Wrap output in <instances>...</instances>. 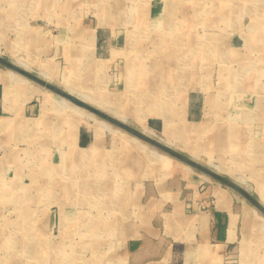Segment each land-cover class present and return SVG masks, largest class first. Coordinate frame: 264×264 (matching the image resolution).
<instances>
[{
    "label": "rangeland",
    "instance_id": "obj_1",
    "mask_svg": "<svg viewBox=\"0 0 264 264\" xmlns=\"http://www.w3.org/2000/svg\"><path fill=\"white\" fill-rule=\"evenodd\" d=\"M13 1L20 20L8 24L3 11L0 21V58L12 66L0 61V67L16 70L22 58L33 67L29 74L45 68L57 90L78 97L65 89L73 85L102 99L127 120L90 103L109 116L94 115L168 158L123 141L120 132H107L101 148L108 129L75 110L42 108L38 88L30 86V97L22 99L30 83L14 82V97L6 102L21 108L0 119V264H131L124 245L148 225L174 239V264H264V174L257 168L264 160V0ZM8 3L0 0V7L12 8ZM25 23L40 27L34 43L22 37ZM93 46L112 49L84 58ZM38 77L29 78L51 90ZM236 100L241 105L232 108ZM28 103L35 113L24 114ZM156 114L160 119H150ZM55 121L62 129L53 127ZM72 122L77 125L69 130ZM78 124L92 126L93 145L92 139L89 147H69L70 140L77 144ZM143 126L156 133L148 135ZM186 164L195 184L176 183L184 193L173 192L175 200L164 202L158 191L180 180ZM215 181L237 191L240 210L249 205L259 212L245 209L241 232L222 253L214 246L203 254L196 243L194 253H184L197 213L215 208V197L207 194ZM152 195L157 211L150 207ZM164 212L171 213L165 218ZM176 225L179 238L168 231Z\"/></svg>",
    "mask_w": 264,
    "mask_h": 264
},
{
    "label": "crops",
    "instance_id": "obj_2",
    "mask_svg": "<svg viewBox=\"0 0 264 264\" xmlns=\"http://www.w3.org/2000/svg\"><path fill=\"white\" fill-rule=\"evenodd\" d=\"M6 1L10 2L8 4H11L10 6L12 8L7 7V9H6L4 7H0V21H2V19H3L1 17H4L1 15V14H3L1 12L6 11L5 12L6 14L5 13L4 14L6 16L5 18L7 19L8 24L16 23L15 20L19 18L18 16H20V14H18L15 11V7H14L16 5L15 1H13V0H6ZM160 10H161V8L158 11H160ZM157 13H158L157 15L161 14V12H157ZM165 18L173 19L169 15H166ZM18 20H20V18ZM21 21H22V19H21ZM23 23H22V25H23ZM252 28H253L254 32H256V30H258V29H255L254 26ZM21 34H22V37H24V39L27 38V39H29V42H33V43L37 39H39L42 35V33L40 32V27L36 26L32 23H27V25L25 23L24 31H22ZM93 48H94V51L92 48H89L88 50H86L87 52L85 51V53H84L85 55H83L84 58H86V59H88L89 57L91 59L93 57L98 58V56H97L98 55V49L101 48L102 52L104 51L103 53L105 54V52L106 53L110 52V50L112 49V46H93ZM233 51H234V49H233ZM235 51H237V49H235ZM78 57L79 56H76V57H74V55L72 56L73 59L78 58ZM0 61L5 62L7 60H3V58H0ZM28 64H30V66H31V63H29V61H28ZM119 64H120V66L125 65V63H122V62H119ZM20 66H21V68H24L27 72L33 70V67L32 68H25L22 65H20ZM6 70L7 69H3L0 67V77L2 74L6 73ZM42 70H44L46 73H49L45 68H42ZM15 71H17V70H15ZM36 71H38V70H36ZM32 75H34V74H32ZM24 76H26L28 78L30 77L27 75H24ZM35 76H37V75H35ZM38 76H40V75H38ZM49 76H50V80L46 79L45 81L50 83L53 78H52V75L50 73H49ZM41 78H44V77H41ZM233 80L234 79L232 77L230 79V81H233ZM14 82H16V81L10 80L8 78H3V79L0 78V119H3V118H1V115H3V113L4 114H7V113L8 114L9 113L14 114L17 112V110H19L21 108V106H14L13 105V102H12L13 99H11V107H9V104L8 105L6 104L7 103L6 101L8 98L14 97V90H15L13 87ZM4 85L7 87V89L4 88ZM30 86L32 87V85H30V84H25L23 87L20 86L24 90V92H21V95H19L20 98L23 99L25 97H30V96H27L28 95L27 93L29 92ZM65 89H66V87H65ZM12 91H13V93H12ZM31 91H33V90L31 89ZM52 92L56 93L55 91H52ZM57 94L58 93L50 95V94H46L45 92L42 93V108L44 106H46V104L47 105L50 104V106L53 105L52 109H55V110L61 109L62 105L60 104V101L58 99L59 94L58 95ZM6 97H7V99H5ZM21 101L23 102V100H21ZM240 102H241V100L239 102L237 100L234 101V104L231 105L232 108H235L236 106L241 105ZM22 109L18 113H22V111H23ZM35 110H36V105L35 104L31 105L28 103L24 109V114H29V115L33 114V112ZM157 111H160V110H157ZM42 113H44V112H42ZM186 114H189V111L186 110ZM150 119H160V116H157V114H156L153 117H151ZM122 122L124 123L126 121H122ZM73 125L76 126L77 122H72L69 130H72ZM85 125L78 124V129L75 133L76 142L78 145L75 143V140L74 141L70 140V141H68L69 147L71 144H74L75 146H78L80 148H82V146L89 147L87 145H89L92 142V139H93L92 145L94 144L95 136H93L94 133H93L92 126L90 128L89 126H85ZM148 125L151 126L150 124H148ZM157 126H158L157 124L153 123L151 127L155 129ZM53 127H55L56 129H59V128L62 129L57 124V121H55V124ZM47 128H48L47 126L44 127V129H47ZM216 130H219V132H222V129H216ZM107 132L111 133L108 130L106 132H104L101 148L106 147L105 144L107 143V139H106ZM120 142L122 143V141H119V140L117 141V143H120ZM181 168L183 171L182 172L183 176L180 177V180H169V182L166 184V186L164 183V185L161 187V189H162L161 191H158L159 189L157 190L159 195L161 196L162 200H164V202L175 200L174 193L176 194V196L177 195L181 196L182 192L184 193V190L181 189L180 185L178 186L176 183L182 184L183 181H186L188 184H192V183L195 184V178L196 177L192 173L193 171L189 170L190 168H187L185 165L184 166L182 165ZM223 173H225V172H223ZM212 175L215 177H218L220 179H224L221 176L219 177V175L216 174L215 172H213ZM226 175L228 178L236 180L229 173H226ZM201 177H202V179L207 180V181L212 180V178L210 176H209L210 178H205L203 175H201ZM224 180L229 182L227 180V178H225ZM210 189H211L210 191H209V189L207 190V194H210V195L215 197V201H214L215 208L213 210L210 209L208 211H203L200 214L197 213V216L195 217L196 221H194L195 227L189 225L190 229H191V227L195 228L193 231V234L197 235V239L196 240L194 238L192 239V237L194 235L190 234L188 236V242L183 241V243L186 244L185 245L186 250L184 251V253H186V252L188 254L194 253L196 249L194 248L193 245H195V243L198 244L197 247H201V249H199V251L202 252L203 254H204V252H206L205 250H208V249L210 250L214 246H215L214 247L215 249L218 248V250H217L218 253L219 252L222 253V251L225 250V248H226V246H228V244H233L236 241V238L238 237V233L241 232V227H243L242 215L244 213H246L245 211L247 210L250 213L251 210L253 209L252 210L253 215L254 216L256 215L255 209L258 210L256 207L252 208L248 205V207L245 208L246 210L243 207L241 210L239 209V206L236 202L237 200L235 199V198H237V193H236L237 191H235V190L233 191L232 189L223 187L221 185V183L218 181H215L214 185ZM241 201L243 202L242 198H241ZM157 203H159L157 198H155V196L152 195L150 207H152V208L156 207V211L159 208V207H157ZM243 206H244V204H243ZM257 212H259V210ZM170 213L171 212H164L165 218H166V215L170 214ZM172 215H173V213H172ZM174 215H175V213H174ZM165 222H166V219H165ZM240 222H241V226H240ZM165 224H167V223H165ZM255 226H257V225H255ZM169 228H168V231L169 230L171 231L170 234L176 238H179V237H177V234H178L177 225L174 226L173 229H169ZM165 229H166V225H165ZM142 231L143 232H139L137 234L138 236H135V237L129 239L128 241H126V243L124 245L125 246V254H126L127 258L130 260L131 264H172V263L174 264L175 262H173V260H172L173 254H170L173 252V248H175L174 247V239L169 240L167 235L166 236H160L157 232V228L154 225H152V226L148 225V226H146V229L142 230ZM166 231H167V229H166ZM195 238H196V236H195ZM244 243L246 244L247 241L244 240ZM217 251L214 254L215 259L218 258V256H219ZM208 253H210V252H208ZM207 256H205V257H207ZM171 260H172V262H171Z\"/></svg>",
    "mask_w": 264,
    "mask_h": 264
},
{
    "label": "bare ground",
    "instance_id": "obj_3",
    "mask_svg": "<svg viewBox=\"0 0 264 264\" xmlns=\"http://www.w3.org/2000/svg\"><path fill=\"white\" fill-rule=\"evenodd\" d=\"M224 49V48H223ZM227 53V52H226ZM229 53V52H228ZM223 56V55H222ZM229 57V56H228ZM230 59V58H229ZM16 62H18V64H20V65H22L23 67H25V68H32V66H30V64H28V61L27 60H24V59H22V58H18V59H16L15 60ZM38 72V74L41 76V77H44L45 79H47V80H50V76H49V73H46L44 70H42V69H40V70H38L37 71ZM0 78H8V79H10V80H13V81H20V82H23V83H30L31 85H32V87H35V88H38V90H41L42 91V93H46V94H56V93H54V92H52V91H50V90H47V89H45V88H39L38 87V85H35L28 77H26V76H23V75H21L20 73H18L17 71H15V70H12V69H7L6 70V73H4V74H2L1 75V77ZM7 82V81H6ZM11 83V82H10ZM14 87V86H13ZM31 87V89H33ZM65 87H66V89L69 91V92H71V93H73V94H75V95H77V96H79V97H81V99H83V100H85L86 102H89V103H91V104H97V105H99V106H105V108L107 109V110H109L110 111V113L112 112V113H114L119 119H121V120H123V121H125V120H127L126 119V117H125V115L122 113V112H120V111H118V110H116V109H114V108H112V107H109V106H107V105H105V103L103 102V101H101L102 99H96V97L95 96H92V95H89L88 93H86L85 91H83V90H79L77 87H75V86H73V85H65ZM15 88V87H14ZM14 90V89H13ZM34 90V89H33ZM11 91V90H10ZM36 91V90H35ZM31 92V91H30ZM33 92V91H32ZM40 92V91H39ZM12 93H13V91H12ZM165 94V93H164ZM32 95V94H31ZM58 95V94H57ZM27 96H29V95H27ZM59 96V101H60V104L62 105L61 107H62V109L64 108V109H69V111H73V110H75L76 112H78L79 113V115L80 116H85V117H87V118H89V119H92L93 121H96L97 123H99V125H100V127H102V129L104 128V129H108L109 131H113V133L114 132H120L122 135V137L123 138H121L123 141H127L126 139H128V141L129 140H131V141H134V142H136V143H138L141 147H143L144 149L145 148H147L148 149V151H150V153L151 154H155L156 156H158V157H163V158H168V155L166 154V153H164V152H160L159 150H157L156 148H154V147H151V146H149L147 143H145L144 141H142L141 139H139L138 137H136V136H133V135H130V134H128L126 131H124V130H120L119 128H117V127H114L113 125H111L109 122H107L106 120H104V119H101V118H98L97 117V115H94V113H92V112H90V111H87V110H85V108L84 107H82V106H79V105H77V104H75L74 102H72V101H70L69 99H67V98H65V96H60V95H58ZM12 98V97H11ZM5 99H7V97L5 98ZM9 99V98H8ZM9 102V101H8ZM6 104H9V103H6ZM11 104V103H10ZM10 106V105H9ZM165 107V106H164ZM168 110V109H167ZM168 111H166V113H167ZM165 115V114H164ZM70 116V115H69ZM168 116V115H167ZM167 119V118H166ZM142 129H143V131L145 132V133H147L148 135H154L156 132L152 129V128H150V127H146V126H143L142 127ZM179 135V134H178ZM156 136V135H155ZM183 136H178L177 137V139L179 140H177L178 142H181V141H183ZM164 140H166V139H164ZM169 141V140H168ZM167 141V143H168V145L169 144H172V142H168ZM256 145H259V144H257V143H255ZM179 145H181V144H179ZM74 146V145H73ZM171 146V145H170ZM177 146H178V143H177ZM185 146V145H184ZM179 147V146H178ZM258 147V146H257ZM146 150V149H145ZM114 151V150H113ZM251 151V150H250ZM196 154V153H195ZM249 154V153H248ZM247 154V155H248ZM256 154V153H255ZM114 155H115V153H114ZM114 155H112V156H114ZM198 155V154H197ZM151 156V155H150ZM153 156V155H152ZM260 160V159H259ZM188 167L187 168H190L191 169V167L188 165V164H186ZM215 165V164H214ZM216 168H219V166H215ZM257 168L260 170V171H262L263 172V174H264V162L263 161H259V163H258V166H257ZM225 170V169H224ZM219 172H220V170H219ZM258 172V171H257ZM227 173V172H226ZM124 175V174H123ZM255 175H257V174H255ZM206 176V175H205ZM234 176H235V178H238L239 180H242L243 179V177L240 175V174H234ZM209 177V176H208ZM78 179V178H77ZM78 181V180H77ZM100 182V181H99ZM93 186H99V187H101V189H103V187H102V185H100V184H98V183H94L93 184ZM92 186V187H93ZM83 187H84V185H83ZM96 187H94V188H96ZM264 188V187H263ZM79 189H81V186L79 185ZM97 189H99V188H97ZM96 195H97V193H96ZM99 195V194H98ZM261 195V200L262 201H264V193H261L260 194ZM101 196V195H100ZM100 196H98V198H95L94 200L97 202V199H101V197ZM118 196V194H116V196L115 197H117ZM94 197V196H93ZM113 201V199H112V197L111 198H109V199H106V200H104V203H111ZM101 203V202H100ZM255 211H256V209H255ZM257 212V211H256ZM257 216V215H256ZM262 216V215H261ZM64 218V217H63ZM255 218H257V217H255ZM260 218V217H259ZM264 218V217H263ZM168 219H169V217H168ZM259 220V219H258ZM246 225V224H245ZM262 228H264V221L262 222ZM260 226V227H261ZM248 227V226H247ZM249 228H250V226H249ZM247 230V229H246ZM254 232H256V231H253V233ZM40 233V232H39ZM246 241H248V238L246 239ZM54 255V254H53ZM38 256V255H37ZM36 256V257H37ZM44 256V255H43ZM45 258V257H44ZM47 259H49L48 257H47ZM56 264V263H55Z\"/></svg>",
    "mask_w": 264,
    "mask_h": 264
},
{
    "label": "water",
    "instance_id": "obj_4",
    "mask_svg": "<svg viewBox=\"0 0 264 264\" xmlns=\"http://www.w3.org/2000/svg\"><path fill=\"white\" fill-rule=\"evenodd\" d=\"M7 64L11 65L10 62L5 61ZM16 70L18 71V73L30 77H34L36 79H38L39 77L29 74L24 68L21 67H17ZM40 83H42L43 86H45L46 88H49L55 92H58L60 95L65 96L66 98H68L70 101L74 102L75 104L82 106L84 108H89L92 110V112H94V114H99L102 115L103 117L107 118L109 115H107L106 113L102 112L99 108H97L96 106L91 105L90 103L86 102L85 100L81 99L80 97H75L70 93L64 92V91H59L57 90L52 84H50L47 81H39Z\"/></svg>",
    "mask_w": 264,
    "mask_h": 264
}]
</instances>
